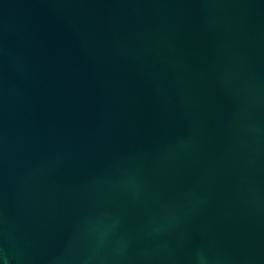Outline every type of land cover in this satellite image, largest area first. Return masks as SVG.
I'll return each mask as SVG.
<instances>
[{"label":"water","instance_id":"1","mask_svg":"<svg viewBox=\"0 0 264 264\" xmlns=\"http://www.w3.org/2000/svg\"><path fill=\"white\" fill-rule=\"evenodd\" d=\"M4 264H264V0H0Z\"/></svg>","mask_w":264,"mask_h":264},{"label":"clouds","instance_id":"2","mask_svg":"<svg viewBox=\"0 0 264 264\" xmlns=\"http://www.w3.org/2000/svg\"><path fill=\"white\" fill-rule=\"evenodd\" d=\"M0 264H4L3 260H0Z\"/></svg>","mask_w":264,"mask_h":264}]
</instances>
